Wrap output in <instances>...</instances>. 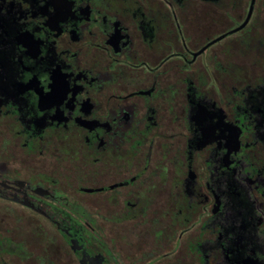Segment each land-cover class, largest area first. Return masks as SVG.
I'll return each mask as SVG.
<instances>
[{"label": "flooded vegetation", "instance_id": "af4514ba", "mask_svg": "<svg viewBox=\"0 0 264 264\" xmlns=\"http://www.w3.org/2000/svg\"><path fill=\"white\" fill-rule=\"evenodd\" d=\"M0 264H264V0H0Z\"/></svg>", "mask_w": 264, "mask_h": 264}]
</instances>
